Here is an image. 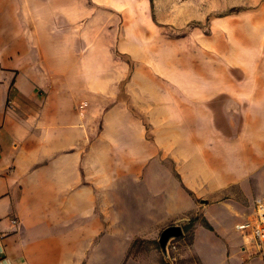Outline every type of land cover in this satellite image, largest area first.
<instances>
[{"label": "crops", "instance_id": "1", "mask_svg": "<svg viewBox=\"0 0 264 264\" xmlns=\"http://www.w3.org/2000/svg\"><path fill=\"white\" fill-rule=\"evenodd\" d=\"M261 196L264 0H0V264H264Z\"/></svg>", "mask_w": 264, "mask_h": 264}, {"label": "built area", "instance_id": "2", "mask_svg": "<svg viewBox=\"0 0 264 264\" xmlns=\"http://www.w3.org/2000/svg\"><path fill=\"white\" fill-rule=\"evenodd\" d=\"M235 227L241 232L246 246L264 254V196L255 198L252 214Z\"/></svg>", "mask_w": 264, "mask_h": 264}, {"label": "rangeland", "instance_id": "3", "mask_svg": "<svg viewBox=\"0 0 264 264\" xmlns=\"http://www.w3.org/2000/svg\"><path fill=\"white\" fill-rule=\"evenodd\" d=\"M185 2V11L188 13L192 12L193 10H198L200 8H203V6L198 5L197 2L195 1H184ZM240 1H216V9H219L220 7H223L222 9L223 12L228 11V10H235L238 9L244 5H236V6H231L228 8V3H239ZM248 3H255L256 1H247ZM246 3V2H245ZM195 23L194 20H190L187 24L184 25V32L189 30ZM190 239V233L186 232L184 236V240H178V239H173L168 243V256L169 258H165L163 255V259L167 261V264H195L194 261H192L191 257H188L186 259L185 257L182 256V249L186 246V244L189 243ZM154 245L159 248V245L157 241L154 243Z\"/></svg>", "mask_w": 264, "mask_h": 264}, {"label": "water", "instance_id": "4", "mask_svg": "<svg viewBox=\"0 0 264 264\" xmlns=\"http://www.w3.org/2000/svg\"><path fill=\"white\" fill-rule=\"evenodd\" d=\"M183 236V230L180 225H169L161 230L158 237V245L162 255L167 259L168 256V243L173 239H178Z\"/></svg>", "mask_w": 264, "mask_h": 264}, {"label": "trees", "instance_id": "5", "mask_svg": "<svg viewBox=\"0 0 264 264\" xmlns=\"http://www.w3.org/2000/svg\"><path fill=\"white\" fill-rule=\"evenodd\" d=\"M190 224H192V222H190ZM190 224H189V226H190Z\"/></svg>", "mask_w": 264, "mask_h": 264}]
</instances>
